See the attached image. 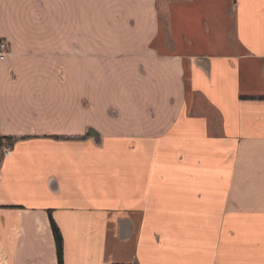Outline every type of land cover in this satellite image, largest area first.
Instances as JSON below:
<instances>
[{"label":"crops","instance_id":"obj_1","mask_svg":"<svg viewBox=\"0 0 264 264\" xmlns=\"http://www.w3.org/2000/svg\"><path fill=\"white\" fill-rule=\"evenodd\" d=\"M225 1L194 53L206 0H0V264H58L50 213L65 264H264V0Z\"/></svg>","mask_w":264,"mask_h":264},{"label":"rangeland","instance_id":"obj_2","mask_svg":"<svg viewBox=\"0 0 264 264\" xmlns=\"http://www.w3.org/2000/svg\"><path fill=\"white\" fill-rule=\"evenodd\" d=\"M227 3L225 0H206L205 3H200L194 8H187V11L184 9L181 11H179L180 9L175 10L174 47L180 48L184 45L189 52L205 53L206 51L202 50L204 44L199 48H196V45L199 42L206 43L207 39L209 41L219 40L221 28L227 27L225 24L220 25L222 22L220 12L223 11ZM171 4V0H158L159 12L162 17V30L166 29L170 23L168 14L171 10ZM185 19L189 20L190 25H185ZM166 36V32L162 33L163 42ZM163 48L169 49L172 47L165 45Z\"/></svg>","mask_w":264,"mask_h":264},{"label":"trees","instance_id":"obj_3","mask_svg":"<svg viewBox=\"0 0 264 264\" xmlns=\"http://www.w3.org/2000/svg\"><path fill=\"white\" fill-rule=\"evenodd\" d=\"M259 99L264 100V98H259ZM25 139H28V138H21V140H25ZM54 139L67 140L65 138H58V137H55ZM86 139H87V137L77 138L78 141H80V140L84 141ZM16 140H18V139L7 138L4 141H13V142L15 141L16 142ZM4 141H2V139H0V149L4 147ZM50 220H51V227H52L53 236H54L55 244H56L58 264H65V261H64V239H63L62 233H61L59 227L57 226V224L54 222L51 213H50Z\"/></svg>","mask_w":264,"mask_h":264},{"label":"built area","instance_id":"obj_4","mask_svg":"<svg viewBox=\"0 0 264 264\" xmlns=\"http://www.w3.org/2000/svg\"><path fill=\"white\" fill-rule=\"evenodd\" d=\"M7 52H8V46L0 41V60L6 57ZM3 153L5 157H8L10 155V149L4 148Z\"/></svg>","mask_w":264,"mask_h":264}]
</instances>
